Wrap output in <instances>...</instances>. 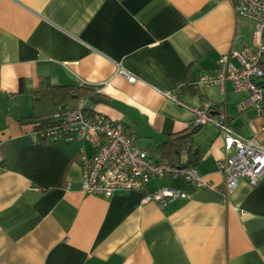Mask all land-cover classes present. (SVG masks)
Here are the masks:
<instances>
[{
	"label": "crops",
	"instance_id": "1",
	"mask_svg": "<svg viewBox=\"0 0 264 264\" xmlns=\"http://www.w3.org/2000/svg\"><path fill=\"white\" fill-rule=\"evenodd\" d=\"M253 30L226 0H0V264H264V173L224 193L214 125L192 137L210 188L150 181L144 192L187 195L159 206L142 202L144 192L84 193L78 148L90 153L89 143H34L20 122L34 91L85 84L107 100L86 106L122 123L156 160L174 162L155 147L186 131L204 103L264 148L263 120L229 82L199 84Z\"/></svg>",
	"mask_w": 264,
	"mask_h": 264
},
{
	"label": "built area",
	"instance_id": "2",
	"mask_svg": "<svg viewBox=\"0 0 264 264\" xmlns=\"http://www.w3.org/2000/svg\"><path fill=\"white\" fill-rule=\"evenodd\" d=\"M226 1L231 3L236 16L253 22V41L239 51L231 50L221 55L216 68L200 76L199 84L223 90L229 82L233 93L242 97L264 123V86L257 84L263 77L258 63L264 53V0ZM164 95L176 101L172 93ZM209 109V103H204L202 108L195 110L192 125L212 124L222 137L225 155L216 162L222 191L232 192L239 179L250 185L256 184L264 173V148L254 139L237 134L227 125L222 114L214 116ZM52 118L54 124L30 133L33 142L89 143L90 153L83 144L78 148L81 189L86 194L110 198L120 191L144 192L148 182L169 177H182L198 187L210 188L193 166L181 167L169 160H156L148 151L138 149L135 136L128 133L122 123L100 112H89L79 106L57 111ZM186 197L183 191L166 187L144 192L142 202L165 206L169 200Z\"/></svg>",
	"mask_w": 264,
	"mask_h": 264
},
{
	"label": "trees",
	"instance_id": "3",
	"mask_svg": "<svg viewBox=\"0 0 264 264\" xmlns=\"http://www.w3.org/2000/svg\"><path fill=\"white\" fill-rule=\"evenodd\" d=\"M258 67L262 70L263 77L257 84L263 87L264 53L259 60ZM32 99L33 112L20 119V122L30 125L31 132L43 130L54 124L52 115L57 111L71 110L82 106L84 110L93 112V109L87 107L86 104L93 105L107 101L103 95L97 93L96 89L85 84L59 85L37 90L32 94ZM217 108L216 105H211L209 110L212 112ZM201 127L190 125L186 131L168 137L155 149L166 156L164 158L175 155L174 158L169 159L181 167H194L198 162V157L194 154L192 137Z\"/></svg>",
	"mask_w": 264,
	"mask_h": 264
}]
</instances>
